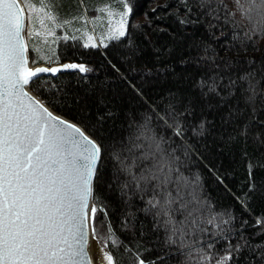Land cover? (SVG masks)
<instances>
[{
	"label": "snow or ice",
	"instance_id": "obj_1",
	"mask_svg": "<svg viewBox=\"0 0 264 264\" xmlns=\"http://www.w3.org/2000/svg\"><path fill=\"white\" fill-rule=\"evenodd\" d=\"M50 2L55 4L58 0ZM127 2L121 0L122 16L131 12ZM0 4L3 5L0 7V264H89L86 246L90 234L101 253L98 264H168L172 246L191 261L192 244L186 243V239L195 237L196 243H203L209 236L224 241V254L211 253L219 243L212 239L195 249L198 264L209 262L210 256V264H264V239H261L264 221L257 220L253 228L258 230L249 236L245 231L248 221L242 218L238 226L225 227L236 221L231 210L205 215L201 211L204 202L198 191L199 177L195 186H190L181 172L187 162L180 161L174 148L168 152L161 147L169 141L162 135L144 137L150 118L144 124L129 123L126 130L112 137L109 145L113 168L104 185L122 205L119 227L122 232L130 233V239L124 241L108 217L111 205L95 192L96 182L103 175L98 169L104 167V146L85 135L81 128L54 116L31 97L29 100L36 104V110L23 103L26 86L44 94L37 84L41 74L55 75L70 69L85 73L89 69L78 64L29 68L28 49L21 35L26 29L19 10L11 11L15 0L12 3L0 0ZM249 4L247 11L257 12L264 24V0H249ZM176 8L170 15L175 16L182 32L190 29L189 35L194 37L203 26L214 40H219L211 29L218 27L213 21L220 19L221 8L228 14L224 0H216V7L212 0H177ZM121 29L118 37L113 38L126 35L123 25ZM179 42L184 43L182 38ZM184 50L188 55L181 53L176 63L181 68L191 65L199 75L187 76L191 82L187 94L168 93V116L172 123L167 126L174 130V135L183 138L190 130L193 136L204 137L215 123L209 114L219 113L222 126L234 127L229 138L239 131L245 140L251 138L257 144H264V132L252 130L253 124L258 128L264 126V121L259 120V113L264 112V89L260 87L264 85V66L240 67L239 62L221 57L202 38L190 39ZM174 51L173 47L156 49L158 59L171 58ZM175 66L165 65L157 73L175 74ZM50 88L54 90L53 99L48 103L56 106L54 101L64 98V88L55 83ZM244 112H251L252 122L237 125ZM111 115L109 111L97 119L102 124ZM145 139L149 142L145 143ZM191 150V145H187L184 155L188 156ZM251 169L250 163V177ZM258 191L252 182L247 193L235 198L247 210L249 194ZM133 199L138 201L136 212L130 211ZM193 204L200 208L192 207ZM98 212L104 216L100 222L103 232L97 227ZM206 224L215 225L219 231L209 232Z\"/></svg>",
	"mask_w": 264,
	"mask_h": 264
},
{
	"label": "trees",
	"instance_id": "obj_2",
	"mask_svg": "<svg viewBox=\"0 0 264 264\" xmlns=\"http://www.w3.org/2000/svg\"><path fill=\"white\" fill-rule=\"evenodd\" d=\"M81 1L94 9L104 4L119 8L120 6L116 5L118 1L122 5L121 0ZM224 2L227 4L228 14L226 16L225 10L221 8L220 19L213 21L218 27L211 29V32L219 37L217 41L205 31L203 26L197 29L194 37L189 35L190 29L181 31L175 16L170 15L177 11V0H130L127 2L131 12L127 15L125 36L112 39L101 47L88 46L79 40L68 38L54 45L52 59L76 62L89 71L80 73L78 70H70L55 76L41 75L37 84L43 88V95L40 91L34 90L33 86H29L55 112L77 122L98 144L104 146V167L98 169L103 175L96 182L95 192L101 194L111 205L108 217L112 227L124 241L130 239V233L122 232L119 227L123 214L122 205L117 196L109 192L104 185V181L110 179L113 168V161L109 159V145L112 143V137L126 130L129 123L144 124L146 118H150V123L144 129V137L164 136L169 142L162 143L161 147L168 152L174 148L175 155L180 161L187 162L186 167H181V172L190 186L194 187V182L199 177L198 191L204 202L201 211L205 215L231 210L236 216V221L234 225L225 227L238 226L242 218L248 221L245 231L249 236L258 230L253 228L256 221H264V144H257L251 138L245 140L239 131H235L234 138H229L234 127L222 126L219 113L209 114V119L214 120L215 123L209 126L211 132L206 133L204 137L193 136L189 130L185 132L183 138H177L174 130L167 126L172 123L167 108L169 91L187 94L191 88L187 76L199 75L198 70L191 65L181 68L176 63L181 53L188 55L184 49L190 39L202 38L211 44L221 57L228 58L230 62H239L240 67L247 68L249 64L253 67L264 66V24L261 23L260 16L255 11H247L250 7L249 0H240L239 4L236 0H224ZM212 3L213 7H216V0H212ZM57 6L60 7V15L57 16L62 20L70 21L73 14L80 16L82 14L80 0H58ZM173 36L177 39L173 40ZM181 38L183 44L179 42ZM167 47L175 49L172 57L161 56L158 59L156 49L163 51ZM29 50L31 53L35 50L32 42ZM33 60L36 63H51L41 57L31 59L32 64H36ZM168 64L176 65L175 74L171 71L157 73L158 68ZM52 83L64 88L62 94L64 98L55 100L56 106L48 103L49 99H53L54 90L50 88ZM260 87L264 89V85ZM109 111L112 115L101 124L97 119L98 115ZM259 120L264 121V112L259 113ZM245 122H252L251 112H244L242 117L237 119L236 124L242 125ZM252 130L264 132V126L258 128L253 124ZM144 142L149 141L145 139ZM187 145H191L192 150L188 156H185L184 149ZM177 166L179 167V164ZM252 182L260 191L249 194L251 198L245 210L235 197L247 193ZM189 190L190 188L185 189V192ZM137 203L138 201L133 199V207L130 211L136 212ZM192 207L200 208V205ZM138 215L140 219H144L142 214ZM224 218L227 219V215ZM103 219V214L98 212L96 222L101 232L105 231L100 224ZM147 226L150 229V222ZM205 227L209 232L219 231L215 225L206 224ZM261 228H264V223L261 224ZM163 236L164 232L161 229V240ZM212 239L219 240V237L209 236L203 243H196L195 237L186 239V243L192 244L191 261L177 251L176 246H172L169 249L168 264H198V254L195 249L203 247ZM157 247L161 246L157 245ZM224 247V241L219 240L216 247L210 251L223 255ZM187 251L185 249V252ZM124 258H127L126 253ZM210 261L211 256L209 262L203 264H210Z\"/></svg>",
	"mask_w": 264,
	"mask_h": 264
},
{
	"label": "rangeland",
	"instance_id": "obj_3",
	"mask_svg": "<svg viewBox=\"0 0 264 264\" xmlns=\"http://www.w3.org/2000/svg\"><path fill=\"white\" fill-rule=\"evenodd\" d=\"M50 1V0H49ZM48 0H21L26 13V39L28 47L32 42L35 50L32 58L51 61L54 45L64 39H76L88 46L101 47L118 37L121 25L126 30L128 13L122 16L119 8L101 6L98 10L80 0L81 17L76 25L59 18L60 7ZM118 9V10H117ZM120 9V10H119ZM31 33L29 36L27 33ZM32 62V61H31ZM51 66L49 63H43ZM197 205L193 204L192 206Z\"/></svg>",
	"mask_w": 264,
	"mask_h": 264
},
{
	"label": "water",
	"instance_id": "obj_4",
	"mask_svg": "<svg viewBox=\"0 0 264 264\" xmlns=\"http://www.w3.org/2000/svg\"><path fill=\"white\" fill-rule=\"evenodd\" d=\"M4 2L6 3H12L13 0H4ZM3 5L0 4V7H2ZM19 10V13H20V16H21V23L26 26V13H25V9H24V6L21 2V0H15V7H13L11 9L12 12H17ZM26 29V27H25ZM22 35V38L24 40V43H25V46L26 48L28 49V51L26 52V56L28 58V67L35 70L36 68H61L64 64H70V63H63L61 65H58V66H46L44 64H35V65H32L31 64V61H30V56H29V47H28V43H27V39H26V36H25V32H22L21 33ZM71 70V69H70ZM63 71H66V70H63ZM62 72V71H61ZM60 73V72H58ZM58 73H56L55 75H57ZM41 75H51V76H55V75H52L50 73H45V74H41ZM24 91L27 92V95L23 97V103L28 106L30 109H33V110H36L37 109V106L36 104H33L30 102L29 100V97H31L34 101H37L39 104H43L44 107L48 108V110L50 112H52V114L60 119H63L64 121H67L69 123H72L74 125H76L77 127L81 128V130L85 133V135L89 136V138L93 139L94 141H96L92 136H90L77 122L55 112L51 107H49L45 102L44 100H42L39 96H37L30 88L29 86H26L24 88ZM96 143L98 144V142L96 141ZM90 204H91V201H90ZM91 235V234H90ZM89 235V236H90ZM86 251L88 253V257H89V264H92V260H91V256H90V252H89V245L86 246Z\"/></svg>",
	"mask_w": 264,
	"mask_h": 264
},
{
	"label": "bare ground",
	"instance_id": "obj_5",
	"mask_svg": "<svg viewBox=\"0 0 264 264\" xmlns=\"http://www.w3.org/2000/svg\"><path fill=\"white\" fill-rule=\"evenodd\" d=\"M116 5L117 6H120V3H119V1L116 3ZM103 6H110L109 4H104ZM99 9V8H98ZM97 9V10H98ZM118 10V9H117ZM120 10V9H119ZM72 18H71V23L73 24V25H76V23H77V21H78V19H80V15H78V14H73L72 16H71ZM26 27V26H25ZM25 36H26V31H25ZM31 61V60H30ZM65 62H67V63H70V64H78V65H81V64H79V63H76V62H71V61H60V60H57V59H52V61H51V63H49V65H52V66H58V65H61V64H63V63H65ZM31 64H32V62H31ZM36 64H43V63H36ZM32 65H35V64H32ZM45 65H47V64H45ZM66 71H70V70H66ZM73 71V70H72ZM63 72V71H62ZM61 73V72H60ZM84 129V128H83ZM85 130V129H84ZM86 131V130H85ZM87 132V131H86ZM88 133V132H87ZM89 134V133H88ZM90 135V134H89ZM91 136V135H90ZM88 245H89V252H90V256H91V260H92V264H98V258L99 257H101V253H100V251L98 250V248H97V242H96V240H94V239H92V237H91V235L89 236V243H88ZM101 246H104V243L102 242V244H101Z\"/></svg>",
	"mask_w": 264,
	"mask_h": 264
}]
</instances>
